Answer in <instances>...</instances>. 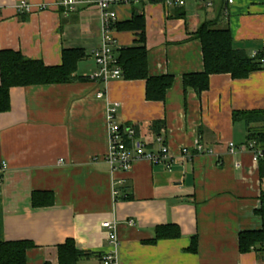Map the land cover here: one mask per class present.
Masks as SVG:
<instances>
[{
    "label": "crops",
    "instance_id": "1",
    "mask_svg": "<svg viewBox=\"0 0 264 264\" xmlns=\"http://www.w3.org/2000/svg\"><path fill=\"white\" fill-rule=\"evenodd\" d=\"M24 1L48 9L22 12ZM59 1L0 0V51L21 52L49 67L62 64L64 51L84 53L76 80L13 87L10 111L0 113V243H32L27 264H60V247L73 241L83 253L76 264H101L114 251L102 225L114 221L119 264H264V245L243 253L239 244L241 233L262 230L264 162L243 150L248 129L233 120L235 111L264 112V68L242 79L213 74L201 93L183 82L204 71L196 38L202 24L230 29L233 47L249 57L261 47L264 0L231 6L215 0L210 9L196 0L181 8L145 0L111 5L119 23L145 18L149 76L174 78L164 101L147 99L143 79L113 80L98 99L104 87L90 78L98 68L89 54L100 43L99 8L66 14ZM114 34L122 49L140 38V31ZM114 104L117 122L132 125L147 147L159 149L156 139L163 137L175 157L171 170L139 161L130 172L111 171L106 116ZM187 148L192 158L181 159ZM46 191L54 203L33 206V193ZM169 226L180 236L158 239V230Z\"/></svg>",
    "mask_w": 264,
    "mask_h": 264
},
{
    "label": "trees",
    "instance_id": "2",
    "mask_svg": "<svg viewBox=\"0 0 264 264\" xmlns=\"http://www.w3.org/2000/svg\"><path fill=\"white\" fill-rule=\"evenodd\" d=\"M114 29L115 31H140V38L134 46L118 50V61L123 79L146 80L147 99L164 101L174 78L173 76L156 78L149 76L145 18L142 15H135L131 21L116 23ZM196 38L201 41L205 67L204 71L199 74L184 76L183 82L186 89L201 93L209 90L210 77L213 74L230 73L234 78L242 79L262 67L259 58L249 57L244 51L233 47L230 29H218L212 23H205L198 28ZM83 56L84 53L80 50L64 51L62 64L49 67L45 66L41 60L36 61L25 57L21 52L0 51V113L10 111V91L13 87L68 84L76 80L77 63ZM233 120L245 123L248 129V145L254 144L256 149L264 150L263 111H235ZM260 162H264V159H260ZM33 195V206L35 207H47L54 203V195L51 192H35ZM261 201L258 214L263 220L262 230L240 234L239 244L243 253L249 252L257 245H264V191ZM170 228L175 229L173 226L160 228L158 239L180 236L178 230L171 232ZM31 247L33 244L27 241L0 243V264H27L26 252ZM192 250H197L196 239L193 240ZM60 251V264H76L77 259L83 254L74 249L73 241H68L60 247Z\"/></svg>",
    "mask_w": 264,
    "mask_h": 264
},
{
    "label": "built area",
    "instance_id": "3",
    "mask_svg": "<svg viewBox=\"0 0 264 264\" xmlns=\"http://www.w3.org/2000/svg\"><path fill=\"white\" fill-rule=\"evenodd\" d=\"M147 2H161L166 7L181 8L185 7L188 0H145ZM204 7L210 9L215 4V0H196ZM228 5H234L238 0H226ZM130 2L128 0H61L55 5L63 8L65 13L74 12L83 6H98L100 11V43L97 48L93 49L89 58L96 64L98 70L91 75L90 78L96 83L104 87L99 91L97 98H104L107 95V85L113 80L123 79L122 69L118 61L119 48L117 38L114 34V26L118 23L117 14L111 10V5L116 3ZM22 12H31L34 9L43 11L48 9L46 5L41 4L38 6L32 5L26 1L21 3L18 7ZM262 45L259 49H255L251 57L259 58L262 67L264 68V40L261 41ZM119 105L114 104L109 108L106 116L108 120V135L110 136L109 151L105 156L106 163L109 164L112 172H130L133 166L139 161H149L155 166L162 165L167 170H171L175 162V157L172 156L169 146L164 143L162 136H158L156 142L159 149H151L138 139L135 128L132 125L124 126L117 122L116 115ZM196 152L202 154L205 152V146L199 141L196 143ZM254 144L245 146L243 150L248 149L252 153L255 162H260L264 159V150L256 149ZM237 146L230 143V151L235 152ZM181 159H191L192 153L189 149H183L180 155ZM5 163H2V167ZM113 198L118 202L120 191L114 186L112 189ZM132 224V223H131ZM107 230V235L111 246L114 251L106 253L102 257L101 264H119L117 261V250L119 247V234L118 223L114 221H107L103 225Z\"/></svg>",
    "mask_w": 264,
    "mask_h": 264
}]
</instances>
